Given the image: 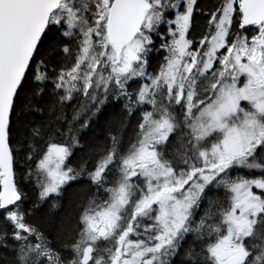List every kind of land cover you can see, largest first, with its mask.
<instances>
[{"label": "snow or ice", "instance_id": "1", "mask_svg": "<svg viewBox=\"0 0 264 264\" xmlns=\"http://www.w3.org/2000/svg\"><path fill=\"white\" fill-rule=\"evenodd\" d=\"M0 264H264V0H0Z\"/></svg>", "mask_w": 264, "mask_h": 264}, {"label": "trees", "instance_id": "2", "mask_svg": "<svg viewBox=\"0 0 264 264\" xmlns=\"http://www.w3.org/2000/svg\"><path fill=\"white\" fill-rule=\"evenodd\" d=\"M152 63H153L154 66H157V58H154L153 61H152ZM151 70H152V69H150V71H151ZM105 115H107V110H106V112H105ZM103 120H104V117L102 116V117H101V123L103 122ZM134 123H135V121H134ZM96 133H97L98 139L102 141V140H103V134H102V132H101V130H100L99 128L96 129ZM85 151H88V149H85ZM33 167H34V164H33ZM18 171H19V168H18ZM25 171H27V168H25ZM77 187H78V186L74 184V185L72 186V188L69 189V192H72V191L75 190ZM26 190H27V191L29 192V194H30L31 196H33V197H34L35 195L38 194V190L35 189V178H33L32 182L27 186ZM66 208H67V201L65 202V210H66ZM37 219H39V217H37Z\"/></svg>", "mask_w": 264, "mask_h": 264}]
</instances>
